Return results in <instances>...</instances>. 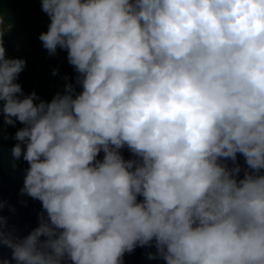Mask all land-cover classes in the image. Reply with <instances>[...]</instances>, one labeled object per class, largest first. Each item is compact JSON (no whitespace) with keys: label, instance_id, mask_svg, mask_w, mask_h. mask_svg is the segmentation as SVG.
Wrapping results in <instances>:
<instances>
[{"label":"clouds","instance_id":"obj_1","mask_svg":"<svg viewBox=\"0 0 264 264\" xmlns=\"http://www.w3.org/2000/svg\"><path fill=\"white\" fill-rule=\"evenodd\" d=\"M40 6L42 46L66 50L81 88L24 93L0 28V111L22 122L19 191L42 209L24 235L0 215L2 264H123L137 246L165 264H264V0Z\"/></svg>","mask_w":264,"mask_h":264},{"label":"trees","instance_id":"obj_2","mask_svg":"<svg viewBox=\"0 0 264 264\" xmlns=\"http://www.w3.org/2000/svg\"><path fill=\"white\" fill-rule=\"evenodd\" d=\"M0 15L4 23L3 42L6 55L23 57L26 61L17 81L23 92L35 90L39 98L49 100L66 83L65 76L71 81L76 72L67 61L66 50L57 48L55 54H49L42 46L38 34L46 30L49 17L41 9L40 0H0ZM57 68L54 74L52 69ZM2 104V101H0ZM22 122L5 124L0 111V141L3 144L15 142L13 134Z\"/></svg>","mask_w":264,"mask_h":264},{"label":"water","instance_id":"obj_3","mask_svg":"<svg viewBox=\"0 0 264 264\" xmlns=\"http://www.w3.org/2000/svg\"><path fill=\"white\" fill-rule=\"evenodd\" d=\"M77 73L70 81L76 91H79L81 85L76 82ZM65 83L59 88L60 92L64 91ZM23 126V125H22ZM17 141L15 140L14 143ZM3 144L0 141V201L4 202L3 207H0V215L7 217V223L10 227H14L17 234L24 235L32 227L38 223L37 213L41 211V202L39 199H34L26 194H21L19 189L23 184L24 169L28 162L20 158H14L11 153V147L14 144ZM125 158L133 154L125 146L120 149ZM98 158L103 156V152L97 154ZM237 159L242 166L244 165V157L237 153ZM231 164V161H229ZM240 175H243L241 170ZM141 198L138 196V199ZM12 206V208L9 207ZM155 251L154 246L151 247ZM149 251L148 246H137L131 252L124 253L123 264H165L162 258L150 259L147 256ZM7 256L11 259V249L3 244H0V264L2 258Z\"/></svg>","mask_w":264,"mask_h":264}]
</instances>
